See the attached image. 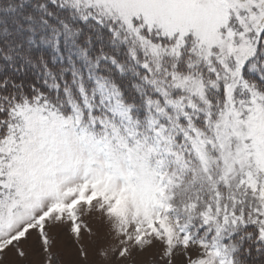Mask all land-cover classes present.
Returning <instances> with one entry per match:
<instances>
[{
    "label": "snow or ice",
    "instance_id": "obj_1",
    "mask_svg": "<svg viewBox=\"0 0 264 264\" xmlns=\"http://www.w3.org/2000/svg\"><path fill=\"white\" fill-rule=\"evenodd\" d=\"M0 264H264V0H0Z\"/></svg>",
    "mask_w": 264,
    "mask_h": 264
},
{
    "label": "rangeland",
    "instance_id": "obj_2",
    "mask_svg": "<svg viewBox=\"0 0 264 264\" xmlns=\"http://www.w3.org/2000/svg\"><path fill=\"white\" fill-rule=\"evenodd\" d=\"M71 259H74L75 257H74V255L72 256V257H70Z\"/></svg>",
    "mask_w": 264,
    "mask_h": 264
}]
</instances>
